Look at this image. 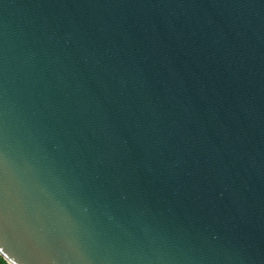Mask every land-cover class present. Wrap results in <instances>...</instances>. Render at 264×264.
Returning <instances> with one entry per match:
<instances>
[{
    "label": "water",
    "instance_id": "1",
    "mask_svg": "<svg viewBox=\"0 0 264 264\" xmlns=\"http://www.w3.org/2000/svg\"><path fill=\"white\" fill-rule=\"evenodd\" d=\"M0 248L264 264V0H0Z\"/></svg>",
    "mask_w": 264,
    "mask_h": 264
},
{
    "label": "snow or ice",
    "instance_id": "2",
    "mask_svg": "<svg viewBox=\"0 0 264 264\" xmlns=\"http://www.w3.org/2000/svg\"><path fill=\"white\" fill-rule=\"evenodd\" d=\"M0 253H3L4 255L9 256L10 264H15L16 258L12 257L11 254H9L5 248H0ZM0 264H2V262H0Z\"/></svg>",
    "mask_w": 264,
    "mask_h": 264
},
{
    "label": "trees",
    "instance_id": "3",
    "mask_svg": "<svg viewBox=\"0 0 264 264\" xmlns=\"http://www.w3.org/2000/svg\"><path fill=\"white\" fill-rule=\"evenodd\" d=\"M0 262H2V264H8L4 259L3 257L0 255Z\"/></svg>",
    "mask_w": 264,
    "mask_h": 264
}]
</instances>
